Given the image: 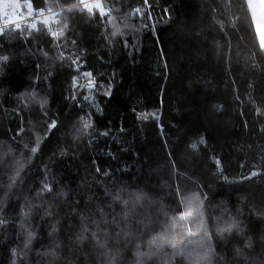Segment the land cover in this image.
Returning a JSON list of instances; mask_svg holds the SVG:
<instances>
[{
  "label": "trees",
  "instance_id": "trees-1",
  "mask_svg": "<svg viewBox=\"0 0 264 264\" xmlns=\"http://www.w3.org/2000/svg\"><path fill=\"white\" fill-rule=\"evenodd\" d=\"M242 2L243 8L239 7ZM44 3L45 0H32L34 8L43 7ZM225 3L232 5L230 11L224 8ZM21 4L26 13L24 0ZM103 4L112 9L117 23L130 8L141 7L148 17L144 24L150 27H144L138 16L129 17L141 31L133 37L125 29L123 36L110 37L113 43L109 45L105 33H111L112 23L99 15L77 13L63 18L60 25L53 21V30L68 24L55 42L60 47H53L46 31L33 33L31 45L21 42L15 30L9 32L0 18L9 42L0 48V55L13 53L8 66L0 64V90H4L0 95V152L8 145L19 155L17 145L9 137L19 131L21 123L24 130L16 137L18 141L29 143L34 134L42 133L45 118L38 106L27 99L33 91L47 99L44 111L61 121L80 111L70 98H64L69 96L71 87L67 59L71 54L80 55L81 72L92 71L97 84L109 83L107 78L113 84L110 96L98 90L93 93L103 115L91 118L94 127L87 131L92 134V143H88L89 135L79 141L58 138L49 145L44 164L34 170L35 179L24 193L28 199L35 197L45 165L48 179L55 177L54 186L63 188L67 196L45 203V208L52 205L53 216L40 219L36 215L40 210L33 209L31 223L36 238L22 260L24 237L20 222L27 205L14 196L0 202V220L4 221L0 224V264H48L50 258L42 253L49 250L53 240H59L61 245L55 264H106L101 250L91 241L79 246L76 234L80 230L79 217L92 216L98 205L103 206L110 199L105 190L119 187L147 194L143 206L133 214L135 218L130 217L128 222L135 234L157 227L158 220L170 222L173 216L177 217L176 232L182 231L185 222L179 221L180 212L189 198L202 199L204 193L208 197L203 202L204 217L210 228L225 207L229 212L224 213V218L236 215L240 209L243 236L233 233L222 242L214 235L213 242L220 255L227 252L232 264H244L232 259V249L243 248L250 240L252 247L243 251L249 257L247 264H255L264 253V52L259 50L246 0H148L147 5L143 0H103ZM27 31L26 28L25 34ZM124 39L130 43L135 39L136 48H123L120 41ZM217 42L222 46L220 58L215 54ZM42 51H47L48 56L44 57ZM61 52L63 60L57 58ZM46 73L52 75L45 79ZM85 85L87 79L80 76L75 89L77 99H82L81 93L88 94L82 90ZM84 111L95 113L96 109L85 105ZM153 111L158 112L157 118L147 116ZM73 124L79 126L76 120ZM100 131H108L109 135H99ZM201 138L206 146L198 144V151L193 150L190 145ZM59 147L66 148L63 155L57 151ZM173 148L177 151L172 158L182 161L177 167L191 177V181L179 182V193L175 191L177 179L167 166L166 153ZM212 157L233 183L217 180ZM3 167L0 164V181L6 180ZM28 167L32 165H27L25 171ZM253 171L256 176H251ZM181 200L184 203H179ZM162 208L168 213L167 218ZM116 210L121 209L117 206ZM57 219L59 230L50 236L49 224ZM149 220L151 224L146 227ZM107 228L114 237L116 226ZM146 241L145 236L142 250H146ZM134 243L125 241L121 234L119 242L111 245L114 252L119 251L117 264H133ZM13 249L16 256L12 255ZM172 251L165 247L149 264H179Z\"/></svg>",
  "mask_w": 264,
  "mask_h": 264
},
{
  "label": "snow or ice",
  "instance_id": "snow-or-ice-1",
  "mask_svg": "<svg viewBox=\"0 0 264 264\" xmlns=\"http://www.w3.org/2000/svg\"><path fill=\"white\" fill-rule=\"evenodd\" d=\"M148 0H143V4L147 5ZM27 12L23 13L21 0H0V18L3 19V25L8 26L9 32L13 29L16 32V38L21 42H27L31 45L32 41L35 39L33 33L46 31L47 34L52 38V46L60 47L55 42L58 40L59 36L64 30L68 28V24L64 23L62 27L53 30V21L57 25L61 24V20L67 16H74L77 13L87 12L89 17H94L99 15L101 18L108 20L112 23L111 33H105L106 41L109 45L113 43L110 37H115L117 35L123 36L124 30H130V34H134L141 31L133 23H131L129 17L138 16L141 19V23L144 27H150L148 24H144V20L147 19V15L141 7H132L125 13L120 23L115 21L112 17V9H106L103 0H77V2H68V0H45L44 6L39 8H34L32 0H24ZM230 3H225L224 8L230 11ZM247 10L251 13V23L255 30V36L259 42L260 52H264V0H246ZM239 7L243 8L244 3H240ZM118 11V10H117ZM26 22V23H25ZM230 23H232L230 21ZM122 25V26H121ZM0 26V48H3L8 42V32L5 31V27ZM28 29L27 34H25V29ZM121 45L125 49L133 50L136 48L135 39L133 42H129L127 39L120 41ZM75 45V41H72ZM221 44L216 43V56L220 58L222 56ZM30 54H33L29 48ZM41 54L44 57L48 56L47 51H42ZM131 55V51L128 53ZM12 52H6L0 55V64L3 66H8L10 58L12 57ZM58 59L63 60L64 54L59 53ZM69 61V68L71 76V87L69 88V96L64 97L65 99H71L74 102L75 107L79 108L73 117H69L66 121H61L57 116L50 115L48 111H44L47 105V99L41 97L38 93L33 91L27 99L31 103H35L40 110V115L44 117L43 120L44 128L42 133L34 134L33 139L29 143H23L16 139L23 132V124L21 123L19 131L16 132L14 136L9 137L12 143H15L19 149V155L17 156L11 148L7 151L0 152V164L4 165L3 175L6 180L0 181V195H2V201L7 202L10 196L18 197L24 200L27 207L22 211L21 215L23 219L20 222V228L23 233L22 246L24 251L21 253V260L24 256L28 254L31 248L33 240L36 238V231L32 227L31 218L33 216V209H39L40 211L36 215L43 219L44 217L53 216L54 213L51 211V204L45 208V203L48 201L55 202L56 198L66 197L67 192L63 188H56L55 182L56 178L52 177L50 181L49 169L44 166L43 174L40 181L38 182V190L36 191L35 197L30 200L24 193H27L29 186L35 179L33 172L35 169H39L50 151L49 145L53 143L54 140L70 138L71 141H79L82 136L89 135L88 143H92L91 135L88 133L89 128L94 127V122L92 121V116L95 114L103 115V109L98 107L97 102H95L94 91L98 90L100 94L110 96V89L113 84L111 78H107L109 83L105 84L101 82L97 84L96 79L93 76L92 71L85 70L81 72L80 55L73 53L67 57ZM36 68L40 67L39 63H36ZM167 67V62L165 63ZM3 75V72H0ZM52 73H46L45 79L51 76ZM99 75V74H98ZM114 75V74H113ZM80 76L87 79V85L81 93L82 99H77V92L75 91L77 87V81ZM36 83H39V76H36ZM4 90H0V95L3 94ZM89 95H92V99H89ZM239 98V97H237ZM85 105L88 109L95 108V113L92 111H84ZM25 107H27L25 105ZM83 112V116L81 115ZM84 117H87L85 119ZM23 118H21L22 120ZM73 120H76L79 126L73 124ZM123 129H121L122 131ZM102 136H108V131H100L98 133ZM47 140V143L44 141ZM198 144H204L206 146V141L201 138L200 141L193 143L190 147L193 150L198 151ZM71 146L70 144L68 145ZM57 151L63 155L66 148L59 147ZM177 151V148H173L171 151L166 153L168 157L167 166L170 172L177 179V184L175 191L179 193L180 181H191V177L185 172H182L177 165L182 163L180 158H172L173 152ZM50 158V157H49ZM214 162V167L217 169L213 173L217 180H222L224 183H233L230 181L228 176L224 174L220 162L212 157ZM31 164L32 167H28L27 171L25 168L27 165ZM95 171L100 172L99 167H96ZM23 173V175H22ZM107 175V172L104 173ZM257 173L253 171L251 176H256ZM249 177H244L248 179ZM27 181V183H26ZM198 187H202L198 185ZM23 189V192L20 191ZM105 196L110 199L104 203L103 206H97L95 212L92 216L81 215L80 220V230L76 234V243L79 246H83L85 242L91 241V243L101 250L104 257H106V264H117V256H119V251L114 252L111 245L113 243H118L121 234L123 238L128 243H134V261L133 264H149L157 253L164 249L165 247L171 248L172 256L179 258V264H216V261H221V264H232L231 260L228 258L227 252L220 255L217 252L218 245L213 242V236L219 237L222 242H226L229 237L235 233L236 235L243 236L245 229L241 227L242 221L239 219L241 214L240 209L236 210V215L229 214L227 218H224V213H228L227 207L222 209L221 217L215 219V223L212 228L204 217V201L208 199L207 193L203 194V198H189L185 208L179 214V221H184L182 231L176 232L177 227V217L173 216L170 219H165L164 221H157V227L151 228L150 231L143 234H135L129 225V219L135 218L134 213L137 207L143 206L144 200L147 198V194L143 190H132L130 191L127 187H119L115 191L105 190ZM33 200L40 201L39 203H34ZM179 203H184L183 200ZM120 207V212H117L116 207ZM109 209L110 211H106ZM163 215L167 218L168 213L161 209ZM195 214V216H194ZM4 221L0 220V224ZM59 224V219L54 223L49 224L51 236L53 233L57 232L59 229L57 225ZM149 220L146 224L150 225ZM115 225L116 232L114 237L110 234L107 226ZM193 225L195 230H193ZM158 229V230H157ZM147 237L146 250H142L145 247L144 237ZM59 240H53L49 250L42 253V255L49 257L48 264H55L59 259L57 249L60 248ZM219 247H224L222 243ZM251 241H246L243 248H251ZM243 248L233 246V257L232 259L237 261H243L247 264L249 257L243 251ZM12 255L16 256L17 252L15 249L12 251ZM255 264H264V253L257 257Z\"/></svg>",
  "mask_w": 264,
  "mask_h": 264
},
{
  "label": "rangeland",
  "instance_id": "rangeland-1",
  "mask_svg": "<svg viewBox=\"0 0 264 264\" xmlns=\"http://www.w3.org/2000/svg\"><path fill=\"white\" fill-rule=\"evenodd\" d=\"M147 116L149 117V118H157L158 117V112H155V111H153V112H149L148 114H147ZM4 149H3V147H2V151L1 152H3V151H7L8 149H9V146L8 145H4ZM12 149V148H11ZM13 149H15V148H13ZM14 152H16V151H14ZM17 154V153H16Z\"/></svg>",
  "mask_w": 264,
  "mask_h": 264
},
{
  "label": "water",
  "instance_id": "water-1",
  "mask_svg": "<svg viewBox=\"0 0 264 264\" xmlns=\"http://www.w3.org/2000/svg\"><path fill=\"white\" fill-rule=\"evenodd\" d=\"M85 87H86V85H85V86H83V89H84ZM83 89H82V90H83Z\"/></svg>",
  "mask_w": 264,
  "mask_h": 264
}]
</instances>
